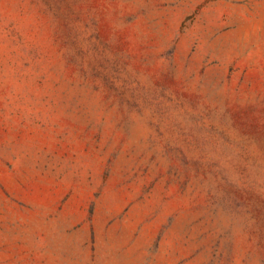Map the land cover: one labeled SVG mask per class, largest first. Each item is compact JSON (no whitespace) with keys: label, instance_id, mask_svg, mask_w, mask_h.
<instances>
[{"label":"rangeland","instance_id":"rangeland-1","mask_svg":"<svg viewBox=\"0 0 264 264\" xmlns=\"http://www.w3.org/2000/svg\"><path fill=\"white\" fill-rule=\"evenodd\" d=\"M0 264H264V0H0Z\"/></svg>","mask_w":264,"mask_h":264}]
</instances>
